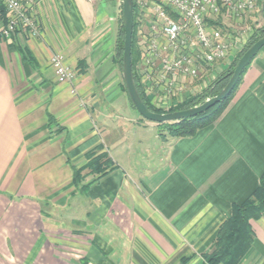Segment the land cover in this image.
Here are the masks:
<instances>
[{
	"label": "crops",
	"instance_id": "crops-1",
	"mask_svg": "<svg viewBox=\"0 0 264 264\" xmlns=\"http://www.w3.org/2000/svg\"><path fill=\"white\" fill-rule=\"evenodd\" d=\"M120 4L40 0L38 35L0 34V264H207L203 255L232 206L259 185L264 46L212 123L158 142L150 166L130 162L133 176L109 158L97 122L115 127L122 116L148 124L132 112L114 61ZM251 32L203 74L221 73ZM54 53L71 70L65 81L57 80ZM118 139L126 151L143 147ZM93 151L110 159L104 172L87 167ZM72 166L82 168L83 188ZM249 223L254 238L239 264H264V212Z\"/></svg>",
	"mask_w": 264,
	"mask_h": 264
},
{
	"label": "built area",
	"instance_id": "built-area-1",
	"mask_svg": "<svg viewBox=\"0 0 264 264\" xmlns=\"http://www.w3.org/2000/svg\"><path fill=\"white\" fill-rule=\"evenodd\" d=\"M40 0H0V34L21 31L34 37L39 26L34 9ZM264 0H137L141 48L140 81L145 92L156 93V106L167 107L173 95L182 97L183 77L196 78L224 60L238 41L214 23L222 14L242 19L258 10ZM209 21H213L210 23ZM234 38V39H233ZM57 79L67 80L71 70L61 55L51 59Z\"/></svg>",
	"mask_w": 264,
	"mask_h": 264
},
{
	"label": "trees",
	"instance_id": "trees-1",
	"mask_svg": "<svg viewBox=\"0 0 264 264\" xmlns=\"http://www.w3.org/2000/svg\"><path fill=\"white\" fill-rule=\"evenodd\" d=\"M258 10L264 13V3L262 1L258 2ZM257 10V11H258ZM256 11V12H257ZM0 12L2 17H5V10L0 6ZM133 12H134V26L131 41V65L134 80L138 89V92L146 104V106L154 112H173L178 110H184L189 107L198 105L202 103L206 98L216 95L227 82L233 67L241 56V54L258 38L264 35V24L259 27H252V32L244 44L243 48L234 56L229 65L222 70L221 73L217 74L211 81L207 83L206 86L202 87L199 91L194 93L188 92L181 98L178 95H173L168 100L167 110L162 107L155 106V102L151 100L149 94L145 92V87L140 81V67L139 62L141 60V48L139 44L138 37V5L137 0H133ZM220 17L214 21L220 25ZM213 23V21H209ZM119 28L117 41L115 46V57L114 61L119 69L121 70L122 62V51H123V28L121 26V4L119 12ZM20 53L21 49L18 48ZM245 71V70H244ZM244 73V72H243ZM242 73V75H243ZM242 75L240 76L237 85L234 89L220 102L216 103L207 111L197 114L193 117L183 118L178 121L157 123L159 128L158 136L165 140L168 136L173 138L190 137L194 135L197 130L212 123L223 111L228 102L231 100L233 93L238 86ZM197 78V77H196ZM121 89L125 92L128 100L129 97L126 93L123 82H121ZM129 103L131 107L130 100ZM134 108V107H133ZM141 117V116H140ZM142 118V117H141ZM50 118V122H51ZM143 119V118H142ZM95 151L90 153L88 156L91 157L90 162L87 167H92L96 172H104L111 161L107 158L106 153H100L99 155L93 156ZM73 170V183L78 188H83L82 181V168H76L72 166ZM264 212V172L259 178V185L256 189L242 202L234 204L232 206V212L228 219H226L219 227L217 235L214 240V247L209 254L203 255V259L207 264H239L242 258L245 256L246 252L251 247L254 234L250 226L249 221L251 219H258Z\"/></svg>",
	"mask_w": 264,
	"mask_h": 264
},
{
	"label": "rangeland",
	"instance_id": "rangeland-1",
	"mask_svg": "<svg viewBox=\"0 0 264 264\" xmlns=\"http://www.w3.org/2000/svg\"><path fill=\"white\" fill-rule=\"evenodd\" d=\"M219 22L221 23L220 27L223 33L233 36L234 38H238L239 36L242 35L244 31L251 29L253 26L259 27L263 25L264 24V13L261 12V10H258L257 12H254L251 15H245L244 17H242L241 20L236 17L227 16L225 14H222L220 16ZM54 55L62 56V53H54L52 57ZM63 62H64V58H63ZM203 73L199 74L197 78H192L193 82L191 83V85H193V88L194 87L195 88L192 89L190 93L199 91L202 87L206 86L209 81L212 80L213 77H211L210 72H208L207 74H203ZM118 75H119V80L122 81L121 70L120 71L118 70ZM187 80H191V78L182 76L179 83H182V85L185 86V82ZM123 95L126 96L124 91H123ZM155 95L156 93L154 92L151 96V100H153ZM162 108L167 110V107L166 108L162 107ZM120 109L124 110L123 106ZM132 112L135 115L139 116V113L134 108H132ZM123 113L125 114V116H127L126 111L125 112L123 111ZM93 116L95 117V115ZM97 119L98 121L101 120L99 118ZM140 121L148 123L147 126H143L141 123L137 124V122H135V120L133 122L132 119H127V118L124 119L122 116L119 117V124L118 126H115V127L112 125L110 126L106 125L105 127V123L103 121L101 123L99 122L96 123L100 129L102 128L101 131L103 130L102 135L109 148V154L107 153V155L109 156L110 159L112 158L114 160L117 159L118 162L120 161L119 163H121V165L124 168H127L126 170L131 176H133V167L131 166L130 162L133 161V164L136 163L137 166H140L142 168H144L146 165L150 166V164H152L153 162L151 158L154 156V154H156L159 151L157 144L158 142H161V140H163L160 137H157V135L159 134V128L157 126V123L151 122V121H148L142 118H140ZM149 125L150 126L155 125V131H152ZM116 127L118 128V130H113V129H116ZM117 136L120 137L121 140L123 139L125 141L127 140L129 141V139L130 140H135V139L141 140L143 147H140V146L132 147L131 149H129V151H126V148H124V146L119 142V139ZM168 138H173V137L168 136ZM62 221H64L63 218H62ZM64 244L63 246H65Z\"/></svg>",
	"mask_w": 264,
	"mask_h": 264
},
{
	"label": "water",
	"instance_id": "water-1",
	"mask_svg": "<svg viewBox=\"0 0 264 264\" xmlns=\"http://www.w3.org/2000/svg\"><path fill=\"white\" fill-rule=\"evenodd\" d=\"M121 26L123 28V51L121 62V77L131 104L139 115L148 121L165 123L193 117L207 111L216 103L223 100L237 85L238 80L252 59L264 46V35L251 44L238 58L233 70L223 88L213 96L206 98L202 103L184 110L173 112H154L142 100L132 72L131 41L134 26L133 0H121Z\"/></svg>",
	"mask_w": 264,
	"mask_h": 264
}]
</instances>
